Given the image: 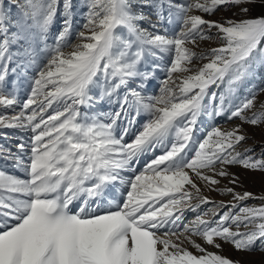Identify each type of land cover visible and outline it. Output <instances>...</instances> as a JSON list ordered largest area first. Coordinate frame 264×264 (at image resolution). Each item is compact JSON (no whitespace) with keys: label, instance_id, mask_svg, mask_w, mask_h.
Instances as JSON below:
<instances>
[{"label":"snow or ice","instance_id":"1","mask_svg":"<svg viewBox=\"0 0 264 264\" xmlns=\"http://www.w3.org/2000/svg\"><path fill=\"white\" fill-rule=\"evenodd\" d=\"M79 11L75 31L76 0H0V108L18 109L0 129L22 133L0 153L24 168L0 171V264H257L222 253L264 254V192L237 191L231 171L264 173V139L241 150L245 125L264 126L252 83L264 0H80ZM221 11L232 16L206 18ZM166 21L178 30L161 32ZM203 42L219 46L195 51ZM204 117L238 123L200 138Z\"/></svg>","mask_w":264,"mask_h":264},{"label":"rangeland","instance_id":"2","mask_svg":"<svg viewBox=\"0 0 264 264\" xmlns=\"http://www.w3.org/2000/svg\"><path fill=\"white\" fill-rule=\"evenodd\" d=\"M178 2L186 3L187 0H178ZM76 3H77V15H76L75 31H79L80 25H82L84 21L82 19L81 12L79 11L80 0H76ZM145 11H148V10H145ZM13 12H15V9H13ZM259 13H260L259 8H256L251 13V15L256 16V15H259ZM193 14H199V13L193 12ZM221 16L231 17L232 12L221 11V12H217L216 15H214V16H210V17H206V18L219 19ZM150 18L153 22H155V19H156L155 16H151ZM235 18L240 19L241 17L239 15H237ZM148 26L149 25L147 22H144L142 24V27H148ZM165 29L168 30L169 34H171L174 30H178V25H172V24L167 23V21H166L165 24L163 26H161L160 31L163 32ZM56 30H57L56 28H53V30H52L53 33H55ZM75 42H76L75 34H73L70 43H75ZM216 46H219L218 43L203 42V43H201L200 48H197L194 50L199 52L202 49H207V48L216 47ZM69 50H70V48L65 49V51H69ZM203 62H206V61H199V60L193 61V63L196 65H200ZM157 63H160L161 70L157 71L156 79H154L151 82V84L148 86V92L151 94H156L158 92L159 87H160V83L165 78V72L163 71V69L170 63V60L166 56V57H164L162 62L158 60ZM19 75H20L19 95H20V98L23 99L26 97V94L30 90V78L33 75V73L31 70H29L27 73L19 74ZM252 83L258 87H264V68H261L259 70V74H258L257 78L254 79L252 81ZM259 98L264 100V95H261ZM98 110L107 111L108 106L106 104L101 105V106H99ZM16 111H18V109H9L5 113V109L0 108V114L13 115ZM49 114H51V113H49ZM146 119H147L146 115H141V117L139 118V121L135 127L138 128L139 125L142 124ZM235 123H238V121H235V120L226 121V119L217 118L213 122L208 117H204L203 123H201L199 125V131H198L197 135H198V137L202 138L203 134H206V132L208 130H210L211 126H220V127L227 129V128H230L231 126H233ZM245 128H246L247 132L251 135L252 138L247 140L244 144L241 145V150L246 146L254 145V144L258 143L259 141H261V139H264V126L253 128V127H249V126L245 125ZM5 133L7 135V138H5V136H4ZM21 134L22 133L20 131L15 130V129H0V146L10 147L13 150V152H15L16 151L15 146H16V143L18 142ZM25 139H27V135H25ZM127 139L130 140L131 136H129ZM255 151L258 153L259 147H256ZM156 154L159 155L160 151H157ZM21 155H22V159H23L24 163H28L27 154H21ZM151 158H152V156L150 154L146 155L140 161L139 168L142 169L144 167L145 163H147L148 160ZM0 171L5 172L6 174H12V175H15L18 177H24V168L21 166H18L15 159L5 158L3 156V153H0ZM231 171L239 174L240 179H241L242 184H243V187L236 189L237 191L247 190V191H250L254 194H260L261 192H264V173H261L259 171H247L246 172L239 167H233V168H231ZM222 183L227 184L228 182L223 181ZM206 193H208V192L206 191L205 194ZM206 195H208L211 198L218 200V201L219 200L228 201L231 199V197H229V196H224V195L218 194L217 192H214V191L209 192ZM260 203H261V201H259V200L247 201V204H249V205H259ZM207 207H212V205H208ZM201 210L203 211L206 209L202 208ZM193 218L194 217L191 214H188V216H187L188 220H191ZM222 254L226 255L228 257H231L234 259H240L243 261H255V262H257V264L262 258H264V254H262L260 252L248 253V252L233 251L232 248L227 244L224 245V249H223Z\"/></svg>","mask_w":264,"mask_h":264},{"label":"bare ground","instance_id":"3","mask_svg":"<svg viewBox=\"0 0 264 264\" xmlns=\"http://www.w3.org/2000/svg\"><path fill=\"white\" fill-rule=\"evenodd\" d=\"M209 193V192H208ZM208 193H206V194H208ZM213 194V193H212Z\"/></svg>","mask_w":264,"mask_h":264}]
</instances>
